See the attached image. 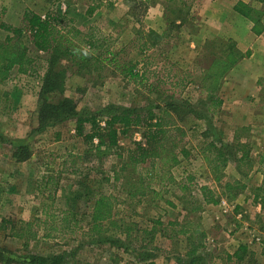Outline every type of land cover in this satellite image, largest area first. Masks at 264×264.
<instances>
[{
	"label": "rangeland",
	"instance_id": "obj_1",
	"mask_svg": "<svg viewBox=\"0 0 264 264\" xmlns=\"http://www.w3.org/2000/svg\"><path fill=\"white\" fill-rule=\"evenodd\" d=\"M25 1L29 7L25 14L32 12L42 18L49 14L64 16L65 19L58 29L69 32L68 39L72 43L84 49L85 40L94 37L95 40H100L97 44L100 49H108L119 55L111 68L100 69L93 63L97 67L79 69L71 66L69 62L66 63L70 68L65 96L77 102L79 111L98 113L109 105H115L153 109L159 115L160 107L166 103L180 107L177 112L170 110L176 127L180 130L169 136V142L165 146V155L170 157L169 153H174L179 162L172 166L169 180L163 183L158 179L167 168L162 169V172L157 165L154 178L145 190L146 196L138 203V198L131 197L129 193H137L143 182V187L148 185L146 181L152 171L149 162L130 166L119 182L107 178L113 177L114 169L119 170L128 163L130 151L135 150L138 143L145 142L144 129H131L120 134L118 147L110 150L111 154L103 160H91V149L96 147L99 141L97 138L92 139L91 143L86 140L84 135L92 134L89 125L85 127L84 135L76 133L75 122L67 123L63 127L48 128L42 133H34L38 126L39 88L36 89L29 79L41 82L47 70L48 54L37 51L31 43V37L26 34L23 42L28 48L33 64L26 68V74H11L0 86V264H29L32 256L61 254L65 255L66 264H139L132 253V247L124 253L113 249L107 242V239L116 238L125 241V237L120 235L119 227H112L106 222L102 235L91 236L90 213L100 195H113L116 198V201H112L113 204L117 203L114 207V220L119 221L118 224L123 221L126 225L146 228L152 227L154 220H160L164 224L169 221L185 224V221L191 220L194 226L198 225L208 235L203 250V263L235 264L227 262L226 251L239 243L251 239L253 241L258 235H264V191H260L264 189V119L258 122L254 130L248 126H238L242 123V115L249 108L237 101H232L227 106L228 110L221 108L216 114L208 110L211 106L208 101L211 88L217 93L221 85L219 83L214 86L211 79L209 82L203 80L206 69L211 65V58L216 57L220 61V58L226 57L229 52L227 47L225 49L226 45H223L225 42L215 41L212 51L207 50L204 56L195 58L194 54L188 51V38L185 36V30H196V25L190 17L182 29L173 27L167 31L166 22L165 29L159 32L164 33L161 39L146 35L147 31L155 30L153 26L156 29L162 28L157 21L159 12L169 19H176L177 14L174 11L181 9V17L185 19V4H192L191 8H196L200 4L198 0L196 3L194 0H174L170 3L151 0L146 14L137 9L133 10L132 0ZM88 7H94L93 12L90 9L89 13ZM24 16L21 24L14 28L24 27ZM1 24L4 25L0 15V26ZM73 29L80 31V35L75 36ZM1 33L7 35L6 31L0 29V39H4ZM140 37L152 39L154 43V55L148 58L153 62L150 69H156V77L148 75L151 82L167 76L171 69L172 76L176 73L180 78L185 79L188 76L191 79L190 84L172 88L169 83L171 77L166 84L160 85L161 91H165L163 94H149L130 81L125 73L130 62L137 63L136 71H143L141 69L144 55L139 52V45L145 39L140 41ZM210 53L212 54L208 61L207 56ZM231 53L234 56L235 52ZM165 59L175 67L167 66L166 70L163 69L166 66ZM179 71L183 73H178ZM185 71L189 75H185ZM23 90L27 97L22 98L17 94ZM247 116L248 114L244 118ZM97 119L99 126L103 128L105 118ZM236 136H239L243 143H249L250 154L256 164L253 170L255 172L243 177L237 172L235 164L229 162L222 176L220 175L219 183L211 174L208 165L211 158L208 153H202L203 148L212 142L218 147L232 145ZM172 141H181L179 146L186 148L189 156L182 157L180 148H173ZM70 154L82 158H68ZM72 170L77 173L73 174ZM188 176L193 177L190 183L187 182ZM236 181L246 187L236 198L225 196L219 206H206L203 211L191 216L185 212V207L191 206L192 197H201V186H208L220 194L223 192L221 186L226 182ZM185 185L189 187L187 191L183 189ZM256 196L258 198L255 200ZM65 213L70 216V226L79 221L78 227L62 232L59 228L52 237L47 238L48 230L43 227L49 229L51 221L46 219V216L54 215L55 224L59 227L61 220L58 221L57 218L63 217ZM247 227L256 230L254 236H249ZM27 229L30 231L27 236H15L16 233ZM178 229L179 227L176 228ZM171 232L166 233L172 235ZM133 236H138L139 244V233ZM154 244L161 249L158 253L160 257H170L160 261V264L187 262L184 237L167 240L158 232ZM133 245L135 247V244ZM251 249H255L257 255L261 246H251ZM241 264L259 263L255 256L248 255Z\"/></svg>",
	"mask_w": 264,
	"mask_h": 264
},
{
	"label": "trees",
	"instance_id": "obj_2",
	"mask_svg": "<svg viewBox=\"0 0 264 264\" xmlns=\"http://www.w3.org/2000/svg\"><path fill=\"white\" fill-rule=\"evenodd\" d=\"M151 0H132V9L140 10L143 14L147 13L149 9ZM167 3L173 2L174 0H163ZM185 4L187 12L185 13V19L181 16L183 15L181 9L174 11L177 14L176 19H169L165 16L167 22V31L173 27L177 29H182L184 24L186 25L187 18L190 16L191 5ZM91 12L93 9L91 8ZM90 13V9H89ZM65 17L62 15H52L49 14L45 18L40 17L32 12H27L24 16V27L14 28L8 25H1V28L9 33V36L4 40L0 41V86L7 79L10 78L12 71L18 69L19 73H27L26 68L31 67L33 60L29 56L28 48L25 46L24 37L28 34L31 37V43L35 49L44 54H48L47 58V70L42 77V86L40 88L38 99L39 107L37 110V128L33 131L34 133H42L48 128H54L61 126L65 123L75 122L76 133L78 135H84V130L87 125L91 126L92 134L84 135L86 140L90 143L92 139L97 138L99 144L91 149V160L92 159H107L111 154L113 148L118 147V136L120 134L126 133L131 129H144V143H138L135 150L130 151L128 156V163L121 166L119 170H113V177L107 178V180H113L119 182L122 179V174L130 167L136 166L149 162V166L152 169L150 172V177L147 178L148 185L143 187V183L140 185V189L137 193L130 191V196L138 198V203L142 202V198L146 196L145 190L149 188L152 179L154 178V172L156 171V166L165 170V173L161 175L158 179L160 183L169 180L170 169L172 166L179 162L177 155L174 153L170 157L165 155L166 143H168L169 136L172 135L174 131H179L180 129L176 127L173 115L170 110L173 109L177 112L179 106L169 105L166 103L164 106L160 107V114L158 115L153 109H139L134 107H123L109 105L103 110L98 111V113H93L91 111H79L77 107V102L71 98L65 96L66 92V79L68 77L69 68L66 64L71 63V66L83 69L88 67H99L104 69L106 67L111 68L119 55H115L112 51L108 49H100L98 43L100 40H95L94 37H90L89 40H85L86 47H81L72 43L68 37L69 32H64L63 29H58L59 24L64 21ZM74 35H80V31L72 30ZM63 32L65 34H63ZM142 34V33H139ZM147 37L154 36L157 39H161L164 33L159 34L154 30H149L146 33ZM145 37H140L139 40L143 41ZM87 41V42H86ZM215 41L207 43L205 47L204 56L208 51H212V47ZM223 42V41H222ZM225 49L227 47L226 57L223 56L219 61L216 57L211 58V65L206 69L205 77L203 80L209 82L212 80L211 84L221 85L222 80L227 75V73L235 66L240 58V54H237L235 58L232 56L233 52L227 43H224ZM154 43L152 39H145L141 45H139V52L144 55L143 66L141 71H136V65L129 64L128 69L125 73L133 81L136 86L144 89L149 94L153 92H159L160 94L165 91H161L160 85L166 84L168 80L172 77L169 82L172 88L176 87H186L190 84V80L187 77L180 78L176 73L172 76V70L164 75L161 79L158 78L155 81H150L151 78L148 75H153L156 77V69L151 70L153 62H150L148 58L153 57L155 50ZM149 54V55H148ZM211 54L208 55L207 60H210ZM110 57V58H109ZM165 69L174 68L175 65L170 63L168 59H165ZM97 66H95V64ZM178 73H183L179 71ZM32 76V73L29 74ZM185 75H189L185 71ZM207 78V79H206ZM208 101L211 103L208 110L216 114L218 110L222 108L223 101L211 88V93L208 95ZM190 110V109H189ZM98 117L105 118V126L102 128L99 126ZM243 130V129H241ZM184 133L181 134L183 136ZM182 141V140H181ZM181 141L178 143H173V148H180L179 153L182 157L187 158L189 152L186 148L179 146ZM173 152V151H171ZM236 152V153H235ZM203 154L208 153L209 159L208 165L210 167L211 174L214 176L215 181L221 182V176L224 169L227 167L229 162L235 164L237 172L243 177H248L251 175L256 167L254 157L250 154V145L248 142H242L239 136H236L234 143L232 145L226 146L221 145L220 147L215 145V142L209 143L205 148H203ZM16 156V154H15ZM18 156V155H17ZM73 157L81 159L82 157H77L72 154L68 155V158ZM171 163L169 166L168 164ZM168 166V167H167ZM162 170V172H164ZM73 174H76V170H72ZM221 175V176H220ZM169 176V177H168ZM155 177L158 178L156 175ZM143 180V179H142ZM193 177L188 176L187 182H191ZM223 192L218 194L215 190L208 186H201L199 188L201 197L194 199L192 197L191 206L185 207V212L188 216L197 214L205 209L206 206H219L221 204L223 197L236 198L241 194L246 187L241 185L238 181L229 183L226 182L223 186ZM188 185H185L183 189L188 190ZM264 191V189H260ZM160 196V193H158ZM258 196L255 197V200ZM116 198L113 195H100L94 202L92 211L90 213V229L89 232L92 233L91 236H98L103 234L104 224L109 222L112 227H119L120 235L125 237V241L119 238L107 239L109 245L118 251H123L124 253L129 250L130 247L133 248V255H135V260L139 264H152L153 261L161 252V249L155 245L156 235L160 232V236L165 237L167 240H172L175 237H184L186 244V259L185 264H204L205 256L203 255V250L205 249V240L207 238V233L202 231L198 225L194 226L191 220L185 221L182 224L177 221H169L167 224L162 223L160 220H154L152 227H137L135 225H126L123 221L118 224L114 220V207L117 204H113ZM121 202V201H120ZM188 202V201H187ZM186 202V204H187ZM46 219L50 220L49 229L43 227L44 230H48L46 235L47 238L53 236L55 232L61 228V232L66 230H75L78 227V222H75L73 226H70L71 219L68 214H64L63 217L57 218L59 227L55 224L56 217L54 215H47ZM45 222V221H44ZM161 229H158L160 228ZM176 230V228H178ZM170 230L174 231L172 233ZM30 231H23L22 233H16V237L23 238L27 236ZM166 232H171L172 235ZM135 233H139L141 240L139 244L137 243L138 236L133 238ZM134 242V243H133ZM135 244V247L134 245ZM250 255L253 257V253L248 250L246 245H240L235 253L227 256V262L235 264H241L246 260V257ZM29 264H66L65 255H54V256H32L30 257Z\"/></svg>",
	"mask_w": 264,
	"mask_h": 264
},
{
	"label": "crops",
	"instance_id": "obj_3",
	"mask_svg": "<svg viewBox=\"0 0 264 264\" xmlns=\"http://www.w3.org/2000/svg\"><path fill=\"white\" fill-rule=\"evenodd\" d=\"M193 2L196 3V0ZM198 2L200 4L196 8L194 6L191 8L189 16L196 25V30H185L188 51L198 59L204 54L208 42L223 41L235 52V58L236 53L240 54L238 62L224 77L221 88L216 94L223 101L222 109L228 110L227 106L232 101L247 105L245 108L248 107L249 111L242 115V123L238 126H248L254 130L258 122L264 119V0H198ZM25 3V0H0L2 22L11 27L19 26L29 8ZM88 8L94 10V7ZM159 15L157 21L162 28L152 27L157 33L166 27L164 14L159 12ZM0 29L4 31L1 26ZM6 34L1 33L4 39L0 41H4L9 36V33L6 32ZM187 67L190 68L188 64ZM14 73L17 74L18 69H14L12 74ZM29 80L40 91L42 81ZM24 91H19L17 94L22 98L27 97ZM246 114L248 116L245 119ZM246 230L250 237L256 233L255 229L249 227ZM261 236L258 235L253 241L251 239L237 244L233 249L226 251L227 255L232 256L240 245H246L257 262L264 264V235ZM256 245L261 246V251L257 255H255V249L251 251V246L256 247ZM162 257L159 255L152 264H160V261L170 258L169 255Z\"/></svg>",
	"mask_w": 264,
	"mask_h": 264
},
{
	"label": "built area",
	"instance_id": "obj_4",
	"mask_svg": "<svg viewBox=\"0 0 264 264\" xmlns=\"http://www.w3.org/2000/svg\"><path fill=\"white\" fill-rule=\"evenodd\" d=\"M65 10V9H64Z\"/></svg>",
	"mask_w": 264,
	"mask_h": 264
}]
</instances>
